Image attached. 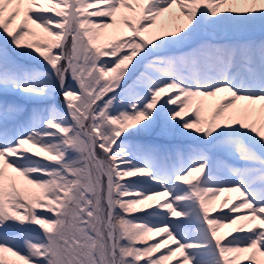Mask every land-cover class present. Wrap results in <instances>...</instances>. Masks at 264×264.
I'll return each mask as SVG.
<instances>
[{"label": "snow or ice", "instance_id": "1", "mask_svg": "<svg viewBox=\"0 0 264 264\" xmlns=\"http://www.w3.org/2000/svg\"><path fill=\"white\" fill-rule=\"evenodd\" d=\"M173 260L264 264V0H0V264Z\"/></svg>", "mask_w": 264, "mask_h": 264}, {"label": "rangeland", "instance_id": "2", "mask_svg": "<svg viewBox=\"0 0 264 264\" xmlns=\"http://www.w3.org/2000/svg\"><path fill=\"white\" fill-rule=\"evenodd\" d=\"M237 198H238V193H230V192H224V193H221V194H219V197L213 202V207L215 208V207H219V209H221L220 208V205L222 204V202L224 201V200H230V199H232L233 200V202H238V200H237ZM225 208H227V206H225L222 210H228V209H225ZM220 214H222V213H220ZM227 231H230V229H227V228H225V229H221V232L222 233H224V232H227ZM151 242V241H150ZM175 259V258H174ZM174 264V260L173 261H171V262H169V264Z\"/></svg>", "mask_w": 264, "mask_h": 264}]
</instances>
